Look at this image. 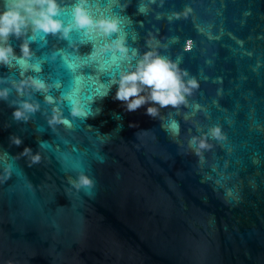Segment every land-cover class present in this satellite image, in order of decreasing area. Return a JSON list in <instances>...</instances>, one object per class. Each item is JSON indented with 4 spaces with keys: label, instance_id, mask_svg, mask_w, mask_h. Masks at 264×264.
Here are the masks:
<instances>
[{
    "label": "water",
    "instance_id": "water-1",
    "mask_svg": "<svg viewBox=\"0 0 264 264\" xmlns=\"http://www.w3.org/2000/svg\"><path fill=\"white\" fill-rule=\"evenodd\" d=\"M60 2L67 22L74 0ZM87 5L93 16L120 20L130 50L151 46L179 58L199 87L158 118L147 105L128 112L109 86L135 59L101 52L104 39L82 30L70 41L29 31V63L40 71L24 74L51 85L47 94L71 126L48 124L52 105L38 92L40 110L27 123L13 121L0 101V264H264V0ZM185 6L187 15L169 18ZM10 43L19 55L21 40ZM21 70L0 65V77L20 79ZM9 99L20 97L13 90ZM74 100L85 116H70ZM170 119L177 136L160 126ZM214 125L225 139L207 137L210 147L197 155L188 140ZM25 146L39 151V164L15 159ZM81 171L91 188L68 184Z\"/></svg>",
    "mask_w": 264,
    "mask_h": 264
},
{
    "label": "clouds",
    "instance_id": "clouds-1",
    "mask_svg": "<svg viewBox=\"0 0 264 264\" xmlns=\"http://www.w3.org/2000/svg\"><path fill=\"white\" fill-rule=\"evenodd\" d=\"M150 4L156 0H149ZM163 4V0H160ZM148 4L141 3L137 11L145 13ZM191 11L185 6L183 13L173 12L169 17L180 18ZM63 5L60 0H2L0 3V65L9 69L19 67L20 79L0 77V101L6 102L12 107L11 117L13 121L27 123L31 116L40 110L39 102L34 100L32 93H40L44 102L52 105L51 114L47 117L49 125L64 124L71 126L70 120L65 117L59 108L55 106L54 97L48 95L51 85L38 76H25L24 70L31 67L35 72L40 71V65L29 63L33 53L30 48V36L27 33H43L70 41V33L73 30H82L86 35L95 34L104 39L101 52L119 54L125 60L135 59V63H128L122 68L116 78L112 80L109 88L115 84L116 92L113 99L121 101L128 112L136 111L141 106L147 105L146 114L153 118L160 116V109H178L187 104V96L193 89L199 87L198 81L190 77L188 72L180 67L179 58L172 59L168 55L159 54L157 48L149 46L142 53L137 49H129L125 37L121 35L120 20L114 16L90 14L87 0H74L71 5V18L65 22L62 19ZM159 18V13H157ZM21 40L19 44L20 54L17 55L10 38ZM191 41L185 43V51L190 49ZM93 51L89 54L91 55ZM15 91L20 99L10 100V94ZM158 105L159 107H157ZM69 114L73 118L85 116L83 109L77 101H72ZM178 114V113H177ZM137 125L130 123L129 127ZM161 128L173 136L179 135L180 125L175 119H170L166 124L161 123ZM91 127V126H90ZM146 131V130H141ZM207 137L217 140L225 139L219 126H212L207 133H201L199 137L192 136L188 140V146L200 155L202 149L210 147ZM10 144L19 146L22 140L19 136L11 134ZM41 146V144H40ZM15 159L25 157L30 161L29 166L39 164L41 155L33 153L31 148L25 146L23 151L14 156ZM5 168V181L11 177V165L3 161ZM68 184L73 188H91L94 180L84 172H79L76 177L67 178ZM228 196L239 197V193L227 192ZM4 264H12L5 260Z\"/></svg>",
    "mask_w": 264,
    "mask_h": 264
}]
</instances>
